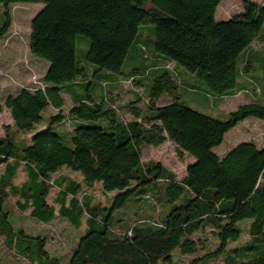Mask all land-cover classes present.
Masks as SVG:
<instances>
[{"label": "trees", "instance_id": "trees-1", "mask_svg": "<svg viewBox=\"0 0 264 264\" xmlns=\"http://www.w3.org/2000/svg\"><path fill=\"white\" fill-rule=\"evenodd\" d=\"M223 1L0 0L1 43L12 6L44 4L29 51L49 62L40 84L0 99L13 119L0 137V249L29 264H264V145L214 150L243 120L264 121V7L243 0L218 21ZM123 84L137 90L121 107L112 95ZM184 89L204 92L214 109L240 94L248 102L222 120L186 105ZM164 96L171 101L160 104ZM167 141L195 158L181 178L144 160V147ZM22 165L27 179L16 184ZM96 186L112 194L109 204L93 196ZM27 211L32 226L17 216ZM84 218L66 254L35 228L63 219L79 230Z\"/></svg>", "mask_w": 264, "mask_h": 264}, {"label": "rangeland", "instance_id": "rangeland-1", "mask_svg": "<svg viewBox=\"0 0 264 264\" xmlns=\"http://www.w3.org/2000/svg\"><path fill=\"white\" fill-rule=\"evenodd\" d=\"M260 6L264 7V0H253ZM44 7L43 3H19L11 8V15L13 18V26L10 36L0 42V99H4V95L7 88L15 87L19 85L25 78L21 76L24 72V75H28L26 82L30 83L32 81L33 74H36L38 77H42L45 72L46 65L49 64L45 59H41L31 54L29 51V44L31 39V22L35 15ZM243 10V0H224L217 9V20L226 21L231 18L236 13H239ZM6 16L4 13V7L0 5V23L5 20ZM264 32V31H263ZM255 46L258 47V42L255 43ZM255 72L254 75L259 74L262 76V66L263 60L262 56H256L255 58ZM174 67L173 64L170 65ZM27 67L30 68L27 71ZM197 81L202 85L203 88H206V85L202 83L200 79L197 78ZM261 87H263V81L261 82ZM135 87L129 84H123L120 88L114 91L112 95L114 102L118 106L123 107L128 101L134 99L133 89ZM137 90V89H134ZM138 91L141 92L142 89L138 88ZM204 92L192 93L190 90L184 89L180 91V96L184 100V103L193 109L201 111L205 114L220 118L222 120L228 119L230 112L236 110L241 104L248 102L246 96L240 94L238 96L226 99L217 109H214L213 106L208 103L203 97ZM205 95V94H204ZM261 103L264 104V94L261 96ZM171 98L164 96L160 100V104L169 103ZM140 105L145 108L146 100L142 101ZM124 117L130 119L131 115L125 109L123 111ZM223 113V115L221 114ZM12 118L10 113L6 110L4 105H0V137L4 136L7 133L8 127H12ZM254 140L258 144L264 145V121L255 117L247 118L240 122L235 128L231 129L225 136L223 143L217 146L214 150L217 154L224 153L229 149L235 147L237 143L242 141ZM143 157L145 161H159L169 169L173 170L179 178L183 177L186 168L190 163L195 161V158L187 153L180 154L176 145L167 141L161 146H147L143 148ZM61 174H69L77 179H82L80 174H73L68 169H64L60 172ZM59 173V174H60ZM24 178V174L20 171L18 175L17 182L20 183ZM58 192V189H53L49 197V201L53 204L55 196ZM92 194L97 200H101L103 204H109L112 194H106L102 191L100 186H96L92 189ZM16 199L12 200V204ZM58 208V206H56ZM14 208V206H13ZM30 211L25 212L24 214H17L20 218L22 216V221L25 225L32 226L31 219H29ZM17 217V218H18ZM25 217V218H24ZM19 220V219H18ZM85 222V218L83 223ZM35 226V225H34ZM37 230H43L44 228L47 231H50L52 234V240L49 245V249L52 253H61L66 254L71 247L72 241L76 240L80 233H83L86 226L85 223L83 226L76 230L71 227L65 220L57 219L51 225L48 226H35ZM211 234H208V245L213 242V238H210ZM29 264L26 260L19 259L10 252H6L5 249H0V264Z\"/></svg>", "mask_w": 264, "mask_h": 264}, {"label": "crops", "instance_id": "crops-1", "mask_svg": "<svg viewBox=\"0 0 264 264\" xmlns=\"http://www.w3.org/2000/svg\"><path fill=\"white\" fill-rule=\"evenodd\" d=\"M46 67H47V65H46ZM46 70V69H45ZM23 74H21V76L23 75V76H25V78H24V80L21 82V83H25V84H27L28 82H26V79L28 78V75H24V72H22ZM7 110V109H6ZM8 111V110H7ZM11 116V115H10ZM12 118V117H11ZM12 125H13V119H12ZM20 171L22 172V174H24V178H23V180L20 182V183H18L17 182V179H18V176H17V178H16V184H21L22 182H24L26 179H27V174H26V172H25V170H24V166L22 165L20 168H19V171H18V175H19V173H20ZM55 189V188H54ZM53 190V189H52ZM52 192V191H51ZM51 195V194H50ZM50 197V196H49ZM55 198H56V196H55ZM48 201H49V198H48ZM49 203L50 204H52L50 201H49ZM53 205L56 207V206H58L57 204H55V203H53ZM56 209L58 210L59 209V206H58V208L56 207ZM86 229V228H85Z\"/></svg>", "mask_w": 264, "mask_h": 264}, {"label": "built area", "instance_id": "built-area-1", "mask_svg": "<svg viewBox=\"0 0 264 264\" xmlns=\"http://www.w3.org/2000/svg\"><path fill=\"white\" fill-rule=\"evenodd\" d=\"M32 82L34 84H40V81L38 80V76L36 74H33V76H32Z\"/></svg>", "mask_w": 264, "mask_h": 264}]
</instances>
